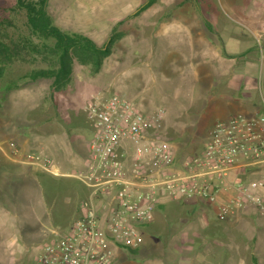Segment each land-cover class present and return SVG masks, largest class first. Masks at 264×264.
Listing matches in <instances>:
<instances>
[{"label": "rangeland", "instance_id": "374dc122", "mask_svg": "<svg viewBox=\"0 0 264 264\" xmlns=\"http://www.w3.org/2000/svg\"><path fill=\"white\" fill-rule=\"evenodd\" d=\"M146 1L148 0H50V13L56 24L66 31L84 33L99 45H104L115 29L112 53L107 56L100 72L96 74L92 73L89 66L76 62L72 79L61 92H52L51 80L48 79L36 82L18 80L19 76L31 68L44 66L41 60L37 59L35 63L15 62L0 79V119L4 124V137L22 139L26 151H45L43 143L47 142L49 136L61 134L67 144L69 138L59 123L65 120L68 125L85 123L87 128L83 127L78 132H81V135L85 133L91 139L93 128L87 117L86 107L92 101V94L108 96L112 92H120L137 102L144 100L150 106L158 103L153 112L163 109L164 118L159 124V130L175 150V170H182L185 157L200 153L207 139V115L203 113L207 107V79H188L176 70L170 52L172 46L168 44L173 38V31L165 30L156 37V40H159V49L166 51L158 58L161 64L160 74L152 79V90L145 93L140 83L147 75L140 69V53L137 46L142 47L154 33H158L160 21L157 16H163L161 21L166 23L173 16V9L188 5L195 8L200 17L207 18L219 27V30L221 27L245 30L243 22L254 16V0H156L151 5L152 8L132 16L131 14ZM26 21L25 11L16 7V0H0V33L5 36L2 38L8 40L19 38L20 35L28 36ZM134 43L136 51H132L130 55L125 53ZM164 43L168 45L163 46ZM129 57L131 60L126 62ZM253 73L252 77L243 79L244 94L250 91L249 86L256 87L255 95L260 93L261 86L264 87L263 61L259 62ZM215 80L211 82L216 84L214 82L220 79ZM238 81L241 82L242 79ZM16 82L19 86L14 87ZM14 91L16 94L9 102L7 97H12ZM189 91L193 93L188 94V100L183 106L187 107V115L183 119L177 113L178 118L173 120L168 116L169 110L163 103L175 107L177 101H183ZM150 94L164 97L153 101ZM25 101L31 105L30 108L36 107L35 110L21 109ZM69 134L72 135V132ZM75 134L77 133L73 135ZM41 148L43 150H40ZM44 175V179L39 182L35 181L33 174L29 172V176H26L23 184L18 187V194H15L16 208L13 203H8L6 207L0 205V264H34L38 248L51 238L52 228H69L72 220L77 218L79 203L76 198L71 199L68 193L69 189L76 192L80 188L78 179H54L48 174ZM27 189L32 195L38 194L41 199V208L37 213L40 220L29 207L24 193ZM66 197L68 201L64 203ZM0 198L4 204L5 200ZM76 201L78 205L75 204ZM176 209L186 211L185 206H178ZM243 209L255 211L253 207ZM157 215L159 220L156 225L161 228L164 225L161 221L162 212L159 211ZM208 215L216 220L214 211L209 210ZM8 234L13 236L8 237ZM158 249H162L161 244ZM155 252L153 250L147 253L148 258H154L151 256H154ZM128 253L129 248L118 249L115 264H126L132 257ZM158 255L160 254L157 251V261L160 260L156 258Z\"/></svg>", "mask_w": 264, "mask_h": 264}, {"label": "crops", "instance_id": "0c3cea01", "mask_svg": "<svg viewBox=\"0 0 264 264\" xmlns=\"http://www.w3.org/2000/svg\"><path fill=\"white\" fill-rule=\"evenodd\" d=\"M231 2L234 4L233 1ZM253 10V18L245 19L246 21L242 24L245 30L240 28L229 30L227 27H221L219 30V27L207 18L200 17L195 8L189 5L177 7L173 9V16L166 23L161 21L163 16H157L160 21L158 33H154L142 47L137 46L140 53V69L147 75H144L145 80L140 85L146 93L152 90V79L160 74L161 64L158 58L166 52L165 49H159L160 44L156 37L160 33L163 34L165 30L173 31V38L168 44L172 46L170 52L176 70L186 75L188 79H207L208 82L207 107L203 110V113L207 115L206 140L216 122L227 120L238 113L254 115L264 110V87L261 86L260 93L256 95V87L249 86L250 91L246 94L243 90V79L252 77L259 62H264V0H254ZM165 44L167 43L163 46ZM134 48L136 43L131 44L125 53L130 55L132 51H136ZM129 59L131 60V57L125 61ZM210 79L220 80L213 84ZM16 91L12 97H7L9 102L14 98ZM189 93L193 92H186L183 101H177L175 107L160 102L167 107L168 116L173 120L178 118V114L183 119L187 115V107L183 106L188 100ZM126 96L136 102L146 113H152L157 108L158 103L150 106L144 100L137 102L129 95ZM163 97L164 95L150 94L153 101ZM30 106L25 101L21 109L35 110L36 107L30 108ZM2 123L3 121L0 122V197L5 201L2 204L0 200V205L6 207L8 203H13L16 208L17 195L15 194H18V187L23 184L26 176H29V172L33 174V179L39 182L44 179V174L48 173L24 163L25 153L31 151L25 150L22 139L4 137ZM59 123L62 125L61 122ZM83 127L87 128L86 124L71 130L63 127L69 138L67 144L64 143L65 140L61 138V134L49 136L47 142L43 143L45 151L40 149L58 163L62 173H73L85 165L91 139L85 133L81 135V132H78ZM69 132H72V135ZM74 133L77 134L73 135ZM11 141L19 144L21 148L19 154L15 155L10 149ZM182 165L183 170L184 163ZM182 170H175L173 166L170 171L176 173ZM48 175L54 179L70 177ZM262 177H264V164L235 169L229 178L230 185L220 192L218 201L214 204L199 197H185L177 200L163 197L156 208L154 220L143 226L144 243L136 251L130 249L128 254L132 257L126 264H264V216L259 215L256 210L251 212L244 211L245 209L235 211L225 221L219 220L217 216L219 204L234 194L232 182L237 179L252 181ZM77 181L80 188L76 192L74 189H69L68 196L71 195V199L76 198L79 203V211L76 214L78 217L81 204L88 195V188L79 180ZM24 193L30 209L37 217L41 208L39 195H32L28 189ZM261 194L264 196V189L261 190ZM67 201L66 197L63 202ZM77 201L76 205H78ZM178 206H185L186 211L176 209ZM209 210L215 212L216 220L208 215ZM159 211L162 212L161 221L164 223L161 228L156 225L159 220L157 215ZM74 217L73 213L72 219ZM12 236L8 234V237ZM160 244L161 250H159L161 247L158 249ZM153 250L160 254L156 257L160 259L159 261L155 259L156 252L154 256H151L154 258H148L147 253Z\"/></svg>", "mask_w": 264, "mask_h": 264}, {"label": "built area", "instance_id": "2783aa9c", "mask_svg": "<svg viewBox=\"0 0 264 264\" xmlns=\"http://www.w3.org/2000/svg\"><path fill=\"white\" fill-rule=\"evenodd\" d=\"M86 113L93 136L82 169L65 174L43 151L24 155V163L76 178L88 188L78 217L69 228H52L34 264H115L118 249L144 243L143 226L154 220L163 197L214 204L235 169L264 164V110L216 122L203 150L185 157L184 169L176 173L170 171L175 150L159 130L163 109L146 113L124 93L112 92L92 94ZM9 146L15 155L21 152L15 141ZM231 186L234 194L218 206L219 220L245 207L264 216V177L237 179Z\"/></svg>", "mask_w": 264, "mask_h": 264}, {"label": "trees", "instance_id": "16d2710c", "mask_svg": "<svg viewBox=\"0 0 264 264\" xmlns=\"http://www.w3.org/2000/svg\"><path fill=\"white\" fill-rule=\"evenodd\" d=\"M155 1L142 3L131 15H139ZM49 4L50 0H16V7L25 11L29 35H20L15 39L7 37L6 40L0 33V79L15 62L35 63L37 59L41 60L44 66L31 68L19 76L18 80H51L52 92L65 90L72 79L76 62L89 66L94 74L100 72L105 59L112 53L115 29L108 42L99 45L84 33L69 32L60 28L50 13ZM16 86H19L18 82L14 84V87ZM62 123L67 130L85 124L68 125L65 120H62ZM131 250L136 251L137 248Z\"/></svg>", "mask_w": 264, "mask_h": 264}]
</instances>
